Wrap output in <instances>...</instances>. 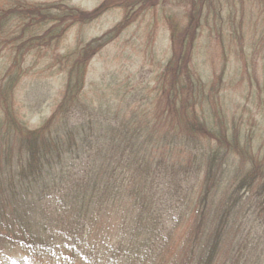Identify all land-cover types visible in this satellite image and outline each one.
<instances>
[{"label":"trees","instance_id":"16d2710c","mask_svg":"<svg viewBox=\"0 0 264 264\" xmlns=\"http://www.w3.org/2000/svg\"><path fill=\"white\" fill-rule=\"evenodd\" d=\"M149 1L105 0L89 12L65 1L19 0L9 30L11 18L0 11V49H7L9 59L0 83V264H236L241 254L234 249L240 250L239 232L229 228L241 220L231 224L235 216H252L264 223L263 131L244 132L234 124L230 133L221 93L208 89L202 99V86L190 83L194 79L187 73L200 18L211 11L215 0H192L194 10L187 13L183 33L177 38L173 34L172 39L181 41L179 51L161 68L158 83L146 87L143 103L157 105L159 112L150 111V106L143 114L132 112L134 126L118 112L94 118L97 109L86 100V69L110 42L106 37L113 28L71 54L76 60L67 72L61 101L40 127L29 128L19 117L15 93L26 74L24 54L34 47L27 28L36 35L42 29L35 27H44L47 33L42 39L49 43L54 34L64 32V25L90 24L114 7L123 6L121 22L129 25ZM10 37L15 41L6 47ZM260 41L264 43V34ZM121 97L128 100V92ZM209 103L213 111L206 106ZM81 110L86 113L83 119L74 114ZM140 117L145 118V127L136 124ZM255 141L261 147H252ZM79 161L85 163L84 176L76 180L70 169ZM192 162L201 179L197 196L191 200L183 196L180 207L187 201L189 205L172 219V226L187 223L183 241L173 244L172 234L165 232L161 246L147 251L158 237L156 225L166 227L161 217L165 215L154 214L158 177L176 165L188 172Z\"/></svg>","mask_w":264,"mask_h":264},{"label":"rangeland","instance_id":"374dc122","mask_svg":"<svg viewBox=\"0 0 264 264\" xmlns=\"http://www.w3.org/2000/svg\"><path fill=\"white\" fill-rule=\"evenodd\" d=\"M10 1L11 4L8 0H0L1 13L8 12V17L11 18L6 26L8 30L15 24L16 13L12 9L19 0ZM23 1L35 4L65 1L71 6L90 12L105 0ZM181 1L150 0L149 6L135 12L130 19L136 20L129 25L121 22L124 19L123 6L114 7L90 24L78 23L70 28L64 25V32L54 34L55 38L49 43L42 39L47 33L44 27H35L42 29V32L35 33L36 35H33L31 28H27L25 33L28 38L34 37V44L32 43L34 47L24 54L22 68L26 74L25 78L18 82L15 93L19 117L27 122L29 128L40 127L61 101L62 91L67 83V72L76 60V56L72 57L71 54L81 45V50L85 49L86 42L103 36L113 28L114 31L106 37L110 42L90 59L86 69V100L87 104L93 102L97 109L94 118H109L118 112L120 118L126 121L130 119V124L134 126L136 120L132 112L138 111V114H143V109L149 106L150 111L154 108V112L156 110L159 112L157 105L144 104L142 97L148 94L146 88L148 85L153 87L158 83L161 68L168 61L173 60L176 50L179 51L181 41L172 39L173 34L177 38V35L183 33L180 29L186 23L187 13L194 10L191 7L192 0ZM212 3L211 11L203 13L204 18H200L198 36L194 41V50L187 65L189 69L187 73L194 79L190 83H195L196 88L199 84L202 86L199 91L202 99L204 93L208 94V89L211 91L216 88L221 93L220 103L228 112L222 108L230 133L234 132V124H237V127L242 128L244 132L251 129L258 132L257 134L263 131L264 135V120L260 114L264 111V83H261L264 78V43L260 41L264 34V0H215ZM118 23L124 25L116 28ZM51 27L52 25L49 24L48 30L52 29ZM18 34L23 33L19 31ZM22 37L26 38L23 35ZM6 39L8 41L6 47L15 41L14 37ZM7 54V49H0V83L4 68L9 61ZM224 57L226 58L223 59ZM222 70L225 72L221 75L222 82L221 80L219 82L218 77ZM180 82L182 83V80ZM126 92H128V100L125 98L126 101H122L121 95ZM109 105L113 107L110 110ZM206 106L213 111L211 103ZM74 114L79 119L86 116L84 110L75 111ZM140 118L136 124L145 127L144 121L142 122L145 118ZM151 123L156 129L157 121L154 120V115ZM241 144L243 146L247 144L244 138ZM255 144L261 147L259 141L252 142V147ZM161 154L167 156L168 152L162 150ZM79 162L70 169L76 180L84 176L85 163ZM196 167V162H192L188 167L189 171L184 172L176 165L175 168L167 169L168 175L162 173L158 177L160 190H157L155 196L154 214H164L165 217L161 216L162 221L167 228L171 227L168 230L159 222L155 228L156 233L159 231L158 237L153 239L151 244L153 249L148 247L147 251H154L161 246L165 232L172 234L173 244L179 245V242L183 241L188 225L184 223L178 227L176 224L172 226V219L174 216L178 217L181 210L189 205L187 201L183 208L180 207L179 200L183 202V196L187 200H191L192 195L197 196L201 179L200 176L197 177ZM171 174L179 175L180 178L174 180ZM176 190H178L177 194L174 192ZM237 217L235 216L231 224L241 219L238 224H233L231 226L233 229L229 227L230 231L239 232L236 245L240 250L236 246L234 249L237 253L241 251V254L235 259L236 264H264V223L252 216L247 219L241 218L240 215Z\"/></svg>","mask_w":264,"mask_h":264}]
</instances>
